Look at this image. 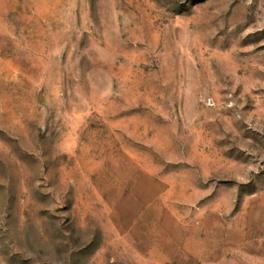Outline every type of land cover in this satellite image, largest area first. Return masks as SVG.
<instances>
[{
    "label": "rangeland",
    "instance_id": "rangeland-1",
    "mask_svg": "<svg viewBox=\"0 0 264 264\" xmlns=\"http://www.w3.org/2000/svg\"><path fill=\"white\" fill-rule=\"evenodd\" d=\"M0 264H264V0H0Z\"/></svg>",
    "mask_w": 264,
    "mask_h": 264
}]
</instances>
